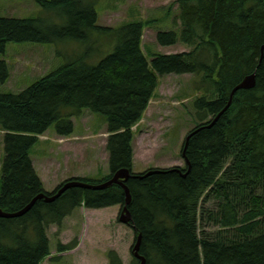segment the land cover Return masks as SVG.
I'll list each match as a JSON object with an SVG mask.
<instances>
[{
    "label": "trees",
    "instance_id": "trees-1",
    "mask_svg": "<svg viewBox=\"0 0 264 264\" xmlns=\"http://www.w3.org/2000/svg\"><path fill=\"white\" fill-rule=\"evenodd\" d=\"M45 16L1 17L0 54L8 42L75 44L66 62L20 93L0 92L4 130L0 209L17 212L40 194L19 217H0V264H40L50 253L47 227H61L78 207L125 204L118 183L103 189L69 186L49 193L36 172L32 149L52 128L74 131L73 117L87 108L104 115L109 131L110 173L127 169L131 192L129 225L146 264H264V0H176L179 30L158 33L167 46L182 41L190 52L154 54L142 50L147 22L98 24L101 0H37ZM253 88L231 91L254 73ZM194 73L204 84L196 99L201 123L185 146L186 166L133 173L132 127L141 119L158 87V76ZM10 77L0 59V86ZM213 202L212 205L210 203ZM203 204V205H202ZM209 204V205H206ZM58 241V250L76 247ZM107 264H125L115 250ZM130 264H141L132 256Z\"/></svg>",
    "mask_w": 264,
    "mask_h": 264
},
{
    "label": "rangeland",
    "instance_id": "rangeland-1",
    "mask_svg": "<svg viewBox=\"0 0 264 264\" xmlns=\"http://www.w3.org/2000/svg\"><path fill=\"white\" fill-rule=\"evenodd\" d=\"M101 1V5L96 8L99 25L117 26L130 19L153 20L143 33V49L149 63L155 52L178 53L192 49L181 41L165 47L156 38L161 30L181 28L178 21L179 4L176 0ZM45 15L46 11L37 0H0L1 17ZM73 48L78 46L64 42L58 46L8 42L0 59L6 61L10 77L0 86V92L20 93L27 89L38 78L63 65ZM196 79L193 74L158 77L159 85L154 101L147 108L139 126L133 128L134 173H143L152 168L185 166L181 147L186 134L199 122L212 118L206 116L203 121L197 119L194 108ZM73 120V135L60 136L52 127L32 149L33 166L50 193L69 176L79 173L87 176L91 172L88 177L101 178L106 175L103 171L106 172L109 168V156L105 150L107 123L104 115L84 108L80 117H73ZM2 134L0 133V185L4 154ZM212 204L213 202L210 203ZM117 209L119 206L93 209L94 211L77 209L64 218L61 227L49 225L47 234L52 255L40 264H106V251L111 248L118 251L125 264H130L133 256L130 247L135 234L129 225L117 221ZM113 226L117 228V233H114ZM73 239L79 241L77 248L57 251L58 240L61 244H66Z\"/></svg>",
    "mask_w": 264,
    "mask_h": 264
},
{
    "label": "water",
    "instance_id": "water-1",
    "mask_svg": "<svg viewBox=\"0 0 264 264\" xmlns=\"http://www.w3.org/2000/svg\"><path fill=\"white\" fill-rule=\"evenodd\" d=\"M262 51H264V46L262 47ZM254 80H255V72L253 74H251L250 76L246 77V79L241 83L242 85L239 84L238 86H244V85L245 86H253ZM191 134H189L187 136V139H186L187 141L190 138ZM183 154H185V148H184ZM149 172H152V170ZM130 175H131V173L129 170L121 169V170L117 171L109 180L101 182V183H97V184H92V183L83 182V181H79V180H71V181L66 182L63 185V187L58 191L57 196L59 194H61V192L64 191L69 186H79V187L89 188V189H103V188H105L111 184L118 183V184L122 185V187L124 188L125 193H126V200H125V204L123 205L120 220L124 223H129L131 221L132 217H131V213H130L128 206L131 203L132 196L130 195L129 189H128L127 185L125 184V181L129 178ZM42 197H44L46 199V201L53 199V196L45 197V194H40L37 197H35L32 200V202L29 203L22 211H17V213L6 212V211H3L2 209H0V217H8L9 218V217L20 216L30 208V206L34 203V201L36 199L42 198ZM140 244H141V235L139 234L137 241L134 245L133 251L135 253V256L137 258L141 259V264H146V259L142 255L139 254Z\"/></svg>",
    "mask_w": 264,
    "mask_h": 264
},
{
    "label": "bare ground",
    "instance_id": "bare-ground-1",
    "mask_svg": "<svg viewBox=\"0 0 264 264\" xmlns=\"http://www.w3.org/2000/svg\"><path fill=\"white\" fill-rule=\"evenodd\" d=\"M263 52H264V51H262V53H263ZM252 74H253V73H252ZM250 75H251V74H250ZM250 75H248V76H250ZM248 76H246V77H248ZM246 77L243 79V81L246 79ZM243 81H242V82H243ZM242 82H241V83H242ZM241 83H239V84H241ZM239 84H238V85H239ZM238 85H237V87L235 86L236 88H234V89L231 91V94H230V100H229L228 104L226 105V107H225L222 111H226V110L231 106L232 101H233L234 94H235V92H236L238 89H241V88H250V89H251V88H253V87L256 85V74H255V80H254V84H253V86H245V85H244V86H238ZM241 85H242V84H241ZM238 91H239V90H238ZM238 91H237V92H238ZM218 117H219V115L217 114L212 120H211V118H210V120L208 121V123H209L210 121H211V122H212V121H213V122L216 121ZM128 189H129V188H128ZM129 192H130V190H129ZM130 195H131V192H130ZM125 199H126V195H125ZM26 206H27V205H26ZM26 206H25V207H26ZM25 207H24V208H25ZM24 208H23V209H24ZM23 209H21V210H19V211H22ZM15 213H17V212H15ZM26 213H27V211H26ZM26 213H23L22 215H24V214H26ZM22 215H20V216H22ZM17 217H19V216H17Z\"/></svg>",
    "mask_w": 264,
    "mask_h": 264
},
{
    "label": "crops",
    "instance_id": "crops-1",
    "mask_svg": "<svg viewBox=\"0 0 264 264\" xmlns=\"http://www.w3.org/2000/svg\"><path fill=\"white\" fill-rule=\"evenodd\" d=\"M45 186H46V184H45Z\"/></svg>",
    "mask_w": 264,
    "mask_h": 264
}]
</instances>
